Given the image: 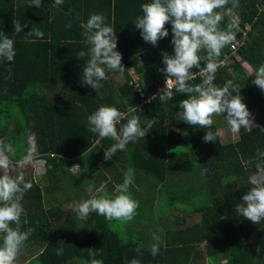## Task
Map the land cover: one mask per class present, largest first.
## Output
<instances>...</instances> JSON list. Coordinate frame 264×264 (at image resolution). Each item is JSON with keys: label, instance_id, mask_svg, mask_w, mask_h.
Instances as JSON below:
<instances>
[{"label": "trees", "instance_id": "obj_1", "mask_svg": "<svg viewBox=\"0 0 264 264\" xmlns=\"http://www.w3.org/2000/svg\"><path fill=\"white\" fill-rule=\"evenodd\" d=\"M69 1L58 6L59 17L55 19L49 15L53 0H42L40 15L32 19H20L21 15H5L4 19L0 15V33L3 25L4 34L14 40L15 50L12 63L0 61V115L12 112L11 121L0 122V139L12 143L18 153L15 159H19L25 154L27 135L35 134L39 160H46V165L52 167L48 168L51 184L46 189L63 193L65 207L68 203L73 205V199L81 196L77 191L82 190L83 179L89 177L83 163L86 159L97 169L92 179L97 188L101 184L109 185L111 171L106 165L115 160L122 163H117L118 169L126 164L136 171L137 180L146 179V183L142 181L146 191L153 188L157 194L162 190L171 192L172 203L165 210L159 206L156 195L154 208L139 206L131 228L123 234L95 213L87 220H79L72 208L62 211L55 206L45 212L42 190L30 181L33 187L21 202L24 208L21 231L32 229V232L15 264H89L92 258L103 260V264H129L133 258L141 264H199L203 258H207V264H264V220L253 224L235 211L251 187L248 177L255 171L254 163L249 168L244 162L257 158V150L264 152V127L256 124L251 130L241 128L235 142H224L220 135L215 142L205 143V132H217L219 121L211 128L184 123L177 112L180 101L187 95L174 90L171 100L157 99L131 114L139 117L142 129L147 127V120H154L152 128L145 138L130 142L125 150L105 160V150L117 141L107 138L97 144L98 136L88 130L87 117L100 106L116 107L127 113L129 107L137 105L140 96L131 84L133 76L129 75V69L138 75L143 86L151 89L155 83L165 82L162 54L174 55L171 24L165 26L169 36L154 47L142 39L140 30L121 31L127 26L119 27L117 22L118 16L128 15L130 25H134L136 17L142 15L141 5L151 0ZM238 5L232 15L237 22L232 21V16H225L220 27L225 28L230 22L236 24L233 44L245 33L248 37L237 52L232 51L233 44L222 50L219 59L223 63L213 83L222 87L231 80L241 89L239 94L251 118L260 122L264 119V92L252 80L255 70L264 64V0H238ZM227 7H232L231 0ZM93 13L108 15V25L116 32V51L122 55L126 79L118 87L108 79L101 81L102 87L95 90L82 85L83 68L90 56H78L82 50L88 52L80 24L87 21L86 15ZM16 21L22 28L24 23L36 24L15 33ZM35 27L44 34L37 40L26 36ZM72 31L73 35H66ZM204 55L200 53L201 67L206 64ZM241 60L253 67L252 74L246 75ZM150 63L156 68L147 75L145 70ZM201 80L195 78L189 83L195 85ZM15 108L25 123L18 122L21 115ZM128 118L129 115L117 125L118 131ZM11 124L13 129H9ZM127 152L129 162L123 164L128 158ZM75 165L80 168L70 170ZM114 177L115 185L123 182L117 175ZM58 182L60 186L55 185ZM111 189L115 195L116 186ZM88 196L85 193L82 198ZM175 200L179 204L175 205ZM194 217L197 222L189 224ZM25 220L27 224L23 223ZM90 220L88 225H95L90 231L82 224L70 225V222ZM153 234L160 238V250L155 257L150 252L151 246L157 243ZM58 249H63V255H57Z\"/></svg>", "mask_w": 264, "mask_h": 264}, {"label": "clouds", "instance_id": "obj_2", "mask_svg": "<svg viewBox=\"0 0 264 264\" xmlns=\"http://www.w3.org/2000/svg\"><path fill=\"white\" fill-rule=\"evenodd\" d=\"M63 2L64 0H53L56 6L62 5ZM229 3L230 0H151L150 3L141 5L142 15L136 17L134 25L141 31L142 39L155 47L158 41L169 36L165 26L171 24L174 55L162 54V63L165 67L161 71L166 74V88L162 90L159 99L171 100L174 87L177 93L187 95L186 99L180 101V111L177 112L184 123L194 127L211 128L212 117L224 115L230 131L238 134L241 128L251 130L254 126L251 113L239 94L241 89L231 80L222 87H217L213 83L215 73L223 63L219 59L222 50L233 44L236 39L234 22L228 23L225 28L220 27L224 17H231L233 10L239 6L238 0H231V8L227 7ZM41 4L42 0H30L29 6L40 8ZM80 28L83 30L81 34L85 37L84 43L88 46V52L82 50L78 56L80 58L90 56L83 68L82 85L90 86L93 90L102 87L101 81L108 79L105 68L123 76L125 68L121 63V53L116 51V32L106 23V18L102 14H90L87 21L80 24ZM14 32H24L19 21L14 23ZM43 35L39 29H32L26 33L28 37L42 38ZM201 52L205 53L203 59L206 64L203 67ZM14 57V40L0 33V61L9 64L13 62ZM193 68L199 69V72L194 74L191 71ZM197 75L202 77L201 83L190 84L189 81L194 80ZM252 83L264 92V64L255 70ZM148 102L150 103L151 99ZM136 110V107H129L125 114L116 107L100 106L87 117L88 130L98 136L97 144L107 138L117 141L105 150V160H111L130 142L145 138L149 133L148 129L152 128L154 120H147V127L142 129L139 117L131 115ZM126 115L130 118L118 131L117 125L121 124ZM221 134L219 130L215 133L207 131L203 137L204 142H215L217 136ZM26 145L25 154L15 159L16 149L12 143L0 139V239H2L0 264H15L32 232V229L21 231V216L24 215L21 202L33 184L25 180L23 171H18L15 176L10 174V170L24 169L33 164L35 134L27 135ZM257 152V158L244 162L249 168L254 163L255 171L248 177L251 187L242 196L241 202L235 206L236 213L253 224L264 220V152L259 150ZM79 168V165H75L70 170ZM133 183L134 170L129 168L124 173L123 182L116 185L114 196H109L105 184L95 188L96 194L92 195L93 185H89L87 192L91 198L70 207L81 220H87L90 214L95 213L108 221L131 222L139 207V202L132 199L129 194V188ZM23 223L28 222L25 220ZM159 239V236L153 234V240L157 241L150 249L153 257L159 253ZM57 255H63V249H58ZM89 264H103V260L92 258ZM129 264L141 262L133 258Z\"/></svg>", "mask_w": 264, "mask_h": 264}, {"label": "rangeland", "instance_id": "obj_3", "mask_svg": "<svg viewBox=\"0 0 264 264\" xmlns=\"http://www.w3.org/2000/svg\"><path fill=\"white\" fill-rule=\"evenodd\" d=\"M231 19H232V21L237 22V18L235 16H232ZM154 53L155 52H153L152 54H154ZM148 65H149L148 66L149 68L145 70V73L147 75H149L156 68V65H154V64L150 63ZM242 65H243V67L246 70V75L252 74V72L254 70L252 66L248 65L247 63H245L243 61H242ZM128 73H129V75L131 77L135 76L134 75L135 73L132 71V69H129ZM108 79H109L108 81L114 87H118L119 85L123 84V82L126 80L125 79V75L121 76L120 74H118V72H116L115 74H112V76L110 78H108ZM15 111L18 112V115H21L18 108H15ZM11 114H12V112L10 113L9 111L3 112L0 115V122L1 123H6V122L11 121L12 119L9 118V116ZM212 119H213V123L216 122L217 120L219 121V126L218 127H219L220 132L222 133L221 134V138H223L224 142H226V141H228V142L234 141L235 142V141H237L239 139L240 133L234 134V133H232L230 131V129H229L228 125H227V122L225 120V117L223 115L213 116ZM24 121H25L24 117L21 115L20 119H18V122L25 123ZM253 122H254V125L259 124L260 126L264 127V119L261 120L260 122H257V121H255L253 119ZM25 127H27V126H25ZM12 128H13V125L10 126V129H12ZM16 154H18V153L16 152ZM127 156H128V152H127ZM33 157H35V153H33ZM127 162H129V156L124 161L123 164H125ZM83 163H84V167L88 170L89 177L83 179V188H82L83 193L80 194V192L77 191L78 192V196H80V195L81 196L78 197V198H74L73 199L74 204L79 203V202H81L83 200L91 198L90 195L87 198H84V197L82 198L83 194H85V193L89 194L87 192V188H88L89 185H93V193L95 192V188H97V184L95 182H93V180H92L94 178V174L97 173V169L94 167V165H92V162H91L90 159H86L85 161H83ZM117 163L122 164L119 161H115L114 160L113 162H110V163H108L106 165V168H109L108 170L111 171L108 175H109L110 178H112V180L115 178L114 175H117V177H119V179H123L124 178V173L129 169V167L126 164L124 166L122 165L121 168L118 169V164ZM98 164H100V163H98ZM104 170H105V168H104ZM15 173H17V171L14 172V169L11 170V175H14ZM136 174L137 173L135 171V173H134V183L129 188V194L131 195V198L136 200V201H138L139 202V206L143 205L144 207L150 206L151 208H154V205L156 204L155 199L157 198L156 195H158V199L160 200L159 206L160 207H164V209L166 210L168 208L169 202L171 201V203H172V194H171V192H169L168 190H166V191L162 190V192L160 193L161 195H160L159 193L157 194V192H154L153 188H149L146 191L143 188V183H142V181H144L146 183V179H144L142 181L141 180L139 181V180H137ZM120 175H123V178H121ZM49 177H51V175ZM112 180H109L110 183L106 187V191L109 194V196H113L114 195L111 188L113 186H116L115 182L112 183ZM62 187H64V186H62ZM62 199H64V198H62ZM64 201H65V199H64ZM174 204L176 205V204H179V203H178L177 200H175ZM68 208H70V207L68 206ZM93 215L94 214H90L89 217H92ZM79 220H81V219H79ZM90 222H92V221L91 220L90 221H86V222L85 221H77L76 223L70 222V225L82 224V225H84L85 230L90 231L95 226V225L94 226L93 225H88ZM110 222L115 227H117V229L119 231H121V233H123V234L127 233V231H128L127 228H131V226L133 224L132 222L123 223V222L115 221V220L110 221ZM195 222H197V217H194L193 219L189 220L188 223L189 224H193ZM141 223H139V224H141ZM201 247L203 248L204 244ZM207 261H208L207 258H203V260L199 264H207ZM16 264H18V263L16 262Z\"/></svg>", "mask_w": 264, "mask_h": 264}, {"label": "crops", "instance_id": "obj_4", "mask_svg": "<svg viewBox=\"0 0 264 264\" xmlns=\"http://www.w3.org/2000/svg\"><path fill=\"white\" fill-rule=\"evenodd\" d=\"M64 2L70 3L69 0H64ZM29 4H30V0H0V15L4 19L6 18L5 15H21L20 19H22L23 17H27L29 19H32V17L34 15H40V11H39L40 8L37 9L35 6L30 7ZM52 6H53L52 9H51L52 11H51V13H49V15L52 16V19L54 17L58 18L59 17V10H60L59 7L56 6L54 3H53ZM56 13L58 15H56ZM95 14H97V13H95ZM89 16L90 15H86L87 19L89 18ZM103 16L106 18V23L108 24V15H103ZM70 20H72V19L69 18V21ZM129 20H130V18H129L128 15H120V16L117 17V22H119V27H122L123 25L127 26V27L121 28L120 29L121 31H125L126 29H130V28L131 29L132 28L133 29L136 28L135 25H130V21ZM28 24L29 23H24L25 27H23V29L31 27V26H33L36 23H33V22H32V24L30 23L31 26H27ZM4 28L5 27L2 25V31H1L2 33L5 32ZM33 29H37V28L35 27ZM31 30H29L28 32H30ZM82 31L83 30L81 29L80 32L82 33ZM66 35H73V31H72V34H66ZM32 39L37 40V37L33 36ZM0 68H2V67H0ZM107 70L108 69L105 68V71L107 73V77L108 78H110L112 76V74L116 73V72H112V71H108L107 72ZM11 125H13V124H11ZM9 129H10V127H9ZM34 153H35V157H34L33 164L26 166L24 169H14V172L15 171H17V172L18 171H23L26 181H33V183H35L36 185H38L41 188L42 196H43V200H44V210H45V212L49 211L52 207H55V206L56 207H60L61 208L60 210H62V211H66V209L67 210H71L70 203H68L66 205V207L63 206V203L65 202L64 199L61 198L63 193H60V192L59 193H54L53 189H51V191L49 192L46 189L48 187V184H51L50 183L51 179L47 178V175L49 173L48 170L52 169V167L49 168L46 165V160H39L38 157H40V156H39V151H38L36 142H35ZM99 165L101 166V162H100ZM74 171H77V169H75ZM10 174H11V170H10ZM16 174L17 173H15L13 176H15ZM63 177L64 176H62L61 179ZM55 185L60 186V183L58 182ZM78 192H80V194L83 193L82 190H80ZM68 206L70 208H68ZM41 219L44 220V216ZM13 226H15V225H13Z\"/></svg>", "mask_w": 264, "mask_h": 264}, {"label": "built area", "instance_id": "obj_5", "mask_svg": "<svg viewBox=\"0 0 264 264\" xmlns=\"http://www.w3.org/2000/svg\"><path fill=\"white\" fill-rule=\"evenodd\" d=\"M249 29V26L246 27V30ZM246 33L243 34V37L240 41L237 42V44H233L231 46L232 51L235 53L237 52L238 48L240 45L244 44V41L247 39ZM194 74L198 73V71H193L191 70ZM135 76L133 77V81L131 84L133 85L134 91L139 94V101L137 105L135 106L137 109H144L151 105L155 100L159 99V96L162 95V90L166 88V84L164 83H155L153 89H151L149 86H143L140 78L138 77L137 74H134ZM196 78L202 79L200 75H197ZM191 82V81H189ZM148 85V84H147ZM175 88H172V91H174ZM152 97H155V99H152ZM151 99V102L149 103L148 101ZM125 113V112H122ZM127 114V113H125ZM127 116V115H126ZM125 116V117H126Z\"/></svg>", "mask_w": 264, "mask_h": 264}]
</instances>
